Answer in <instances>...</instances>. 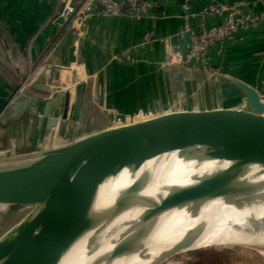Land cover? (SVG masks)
<instances>
[{
    "label": "crops",
    "instance_id": "obj_1",
    "mask_svg": "<svg viewBox=\"0 0 264 264\" xmlns=\"http://www.w3.org/2000/svg\"><path fill=\"white\" fill-rule=\"evenodd\" d=\"M156 1L159 7L141 21L99 16L76 30L61 18L59 0H0V161L68 146L100 128L106 111L147 110L169 94L200 91L205 72L172 64L169 53L177 45L186 53L179 38L186 22L201 30L219 18L201 15L206 0H195L190 13L179 0ZM217 1L245 15L264 13V0ZM148 33L153 39L146 42ZM210 58L218 84L206 88L220 100L200 102L192 95L193 106L246 108L238 86L237 101L226 99L236 81L258 92L264 103V21L237 31L213 48ZM1 226L2 214L0 232Z\"/></svg>",
    "mask_w": 264,
    "mask_h": 264
},
{
    "label": "bare ground",
    "instance_id": "obj_2",
    "mask_svg": "<svg viewBox=\"0 0 264 264\" xmlns=\"http://www.w3.org/2000/svg\"><path fill=\"white\" fill-rule=\"evenodd\" d=\"M41 159L30 156L23 163L35 167ZM20 164L2 161L0 170ZM218 176L229 178L221 193L180 201ZM131 191L146 201L122 211ZM212 217L219 220L211 224ZM28 225L26 218L4 237L0 264L18 250ZM157 243L173 246L145 264H160L210 244L264 253V164L219 160L208 147L195 145L117 165L96 187L78 234L55 264H128Z\"/></svg>",
    "mask_w": 264,
    "mask_h": 264
},
{
    "label": "water",
    "instance_id": "obj_3",
    "mask_svg": "<svg viewBox=\"0 0 264 264\" xmlns=\"http://www.w3.org/2000/svg\"><path fill=\"white\" fill-rule=\"evenodd\" d=\"M235 84L246 96V108L165 113L34 154L42 156L35 167L21 160L18 166L0 170V205L42 208L33 221L28 217L22 243L5 264H55L78 234L96 187L117 165L195 145L208 147L219 160L264 164V103L249 86ZM68 109L69 102L63 120ZM51 124L56 126V120ZM228 182L227 176L206 180L180 201L219 194Z\"/></svg>",
    "mask_w": 264,
    "mask_h": 264
},
{
    "label": "built area",
    "instance_id": "obj_4",
    "mask_svg": "<svg viewBox=\"0 0 264 264\" xmlns=\"http://www.w3.org/2000/svg\"><path fill=\"white\" fill-rule=\"evenodd\" d=\"M183 10L190 13L195 0H179ZM61 3L60 16L65 22L76 29L87 27V22L93 17H117L127 15L141 21L152 14L158 7L156 0H59ZM204 17L216 16L217 24L204 27L201 30L192 28L187 22L179 32V38L186 42V53L181 54L180 46H173L169 53L172 64L196 71L213 72L210 51L219 44L232 40L239 30H249L264 21V13L259 16L243 14L237 7H229L217 0H206L201 10ZM153 39V33L145 36L146 42Z\"/></svg>",
    "mask_w": 264,
    "mask_h": 264
},
{
    "label": "rangeland",
    "instance_id": "obj_5",
    "mask_svg": "<svg viewBox=\"0 0 264 264\" xmlns=\"http://www.w3.org/2000/svg\"><path fill=\"white\" fill-rule=\"evenodd\" d=\"M188 69V68H187ZM192 71V69H188ZM198 72V71H197ZM202 72V71H200ZM215 71L208 72L204 74V79L201 80V89L195 94H169L164 101L160 104L151 105L147 107V110H138L135 112L123 113L118 109L107 112V120L101 121L100 128L93 133L100 132L109 128H118L121 126L131 125L137 122L145 121L165 113L175 112V111H193V110H209L214 108H203L200 104L192 105L193 97H199L201 99L207 100H220V96H215L212 98V93L214 90H208L207 85L218 84V78L214 76ZM219 88V87H218ZM229 94L226 92V99L232 101H237V85L235 84V89ZM242 91V90H241ZM243 92V91H242ZM244 93V92H243ZM211 102V101H210ZM105 109V107L101 106ZM99 108V106H98ZM236 108L237 107H227ZM219 109V108H215ZM80 126V125H79ZM78 126V127H79ZM92 131V130H91ZM2 161H0L1 164ZM135 198L134 201H130ZM146 200L141 199L136 191H131L128 193V203L123 208L122 211H129L138 209ZM42 208L38 206H14V205H0V214H2V229L0 232V237L3 238L13 227H15L22 220L31 217L32 221L41 213ZM31 215V216H30ZM217 217L209 218L210 223L217 222ZM219 220V219H218ZM0 238V239H1ZM207 242L213 243L212 240ZM172 245L160 246L159 243L155 244L149 250L145 251L135 259H133L128 264H145L147 260L158 254L160 251L169 248ZM161 248V249H159ZM161 264H264V253L260 252L255 248H239V247H229L222 246L218 244L203 245L198 249L191 250L189 252L177 255L168 260H164Z\"/></svg>",
    "mask_w": 264,
    "mask_h": 264
}]
</instances>
